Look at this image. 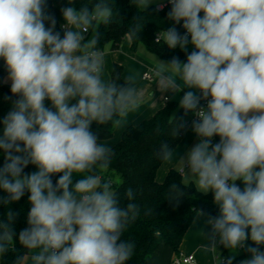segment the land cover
Listing matches in <instances>:
<instances>
[{
  "label": "clouds",
  "instance_id": "obj_1",
  "mask_svg": "<svg viewBox=\"0 0 264 264\" xmlns=\"http://www.w3.org/2000/svg\"><path fill=\"white\" fill-rule=\"evenodd\" d=\"M168 2L167 18L183 21L185 32L171 27L155 42L185 52L191 43L194 50L184 63L176 57L158 61L155 83L161 92L202 93L189 90L180 100L185 113L198 118L191 130L199 138L182 161L201 193L212 192L219 207V215L206 220L209 238L218 234L227 249L245 247L250 258L241 264H264V251L245 245L249 239L264 245V0ZM135 3L146 10L151 0ZM45 6L46 0H0V59L11 93L19 97L3 119L0 189L7 195L0 203L29 193L28 226L18 242L31 253L32 264H126L136 245L122 236L140 209L133 202L121 207L111 181L99 174L110 167L113 150L98 143L91 126L118 125L140 106L143 93L131 77L123 85L103 79L97 29L112 22L109 0H98L91 10L72 3L62 7L63 38ZM138 29L139 24L130 35ZM201 99L206 107H198ZM213 136L220 137L215 145ZM158 155L169 161L175 154L165 143ZM29 163L38 171L22 175ZM73 173L84 178L73 185ZM54 174H62L55 184ZM125 194L134 200L131 188ZM169 195L178 202L184 193L174 183ZM6 215L0 221V255L17 238L14 214ZM24 260L18 257L15 264Z\"/></svg>",
  "mask_w": 264,
  "mask_h": 264
},
{
  "label": "trees",
  "instance_id": "obj_2",
  "mask_svg": "<svg viewBox=\"0 0 264 264\" xmlns=\"http://www.w3.org/2000/svg\"><path fill=\"white\" fill-rule=\"evenodd\" d=\"M96 2L98 0H46L45 11L55 18L54 31L59 32L63 38L65 31L61 26L65 21L61 8L72 3L77 8L89 6L91 10V5ZM109 2L113 5L112 22L108 25H100L97 29L100 34L98 47L102 52L107 44L111 45L112 50H116L125 39H130L132 50H135L138 44H143L149 52L156 54L164 61L170 62L173 57L178 58L182 63L187 61V55L193 50L185 52L178 47L170 49L163 44V41L159 44L155 42L159 32L175 27L174 21L167 18L170 4L162 10L156 6L143 10L136 5L135 0H109ZM49 23L45 21V26L48 27ZM137 24L139 29L136 35H130V30ZM91 37L90 29L85 41ZM122 75L123 67L114 64L110 80H116L119 85H123ZM7 77L5 62L0 59V128H4V117L11 111L14 101L19 99L11 93V84L6 81ZM45 103L51 107L47 100ZM177 108V105L168 101L149 119L126 128L121 140L112 147L113 156L110 167L99 173L102 178L110 181L113 175H118L121 179L120 183L111 181V184L120 206L124 207L133 202L140 209L139 216L129 224L122 236V239L134 241L136 245L134 254L126 264H149V259L161 246L171 249L175 256L179 255L186 234L199 212L212 217L219 215V207L212 198L200 193L193 184H186L180 172L172 169L163 182L156 180L157 172L165 162L158 155L161 145L166 143L174 151L194 118L193 114H186L180 106L178 110ZM176 110L177 112L174 113ZM115 126L112 123L103 125L93 123L91 127L97 134L98 141H108L114 135ZM219 140L220 137L217 136V142ZM5 163V154L0 149V169ZM36 171H38L37 167L29 163L24 167L22 175ZM60 175L62 174H54L51 177L53 184ZM82 176L83 174L76 175L75 182L82 179ZM174 183L179 185L184 193L178 198V202L169 201V186ZM238 183L243 188L242 182L238 181ZM129 188L135 193L133 201H129L125 194ZM6 195L4 190L0 189V198ZM28 197L29 193L26 191L19 201L8 205L0 203V221L7 219L6 214L9 211L13 213L12 228L17 233L14 247L10 248L6 254L0 255V264H15L18 257L31 256V253L18 242V233L28 226L27 214L31 207ZM248 231L250 232V229ZM245 245L259 247L261 251H264V245L257 246L250 239L245 242ZM221 250L223 255H227L233 249H227L222 245ZM236 258H250V254L245 248L241 255L232 260Z\"/></svg>",
  "mask_w": 264,
  "mask_h": 264
},
{
  "label": "crops",
  "instance_id": "obj_3",
  "mask_svg": "<svg viewBox=\"0 0 264 264\" xmlns=\"http://www.w3.org/2000/svg\"><path fill=\"white\" fill-rule=\"evenodd\" d=\"M162 5H158L156 7H159ZM201 17L203 16V13H200ZM175 23V29L178 33L184 34L185 29L182 27L183 21L180 23ZM190 39V37H189ZM132 44L130 39H126L123 45H121L120 48L116 50H111V53L106 55L104 60V67H103V79L105 81L110 80V76L112 73L113 65L118 64L123 67V75L122 78L124 82L131 77L135 85L137 83H141L146 87V91L150 89H154L155 93H158L160 91L159 85L156 82V77L154 75L158 61L167 62L162 59H158L155 56L148 57V55H145V53L142 50H132ZM194 46L189 43L187 50H193ZM104 54V51H103ZM140 59V61L138 60ZM125 61V62H124ZM133 63L134 69L133 72L127 69L126 64L127 62ZM148 65H150V68H147ZM150 71V72H149ZM146 73L152 74L153 78L151 81L145 80L144 75ZM148 83H146V82ZM181 87H183L182 82H179ZM193 91L192 89H183L181 90V95L185 94L186 91ZM147 92H143V99H146ZM200 96V93H199ZM167 97L164 98V103L162 101L153 102L151 100H147L146 105H140L137 109L129 112L126 116L120 118V123L115 128V138L113 141H98V143L106 144L110 146L111 148L114 147L119 140H121V135L123 134L124 130L128 128L129 126H136L142 121L149 119L152 117L157 111L161 110L165 104H166ZM169 101V100H168ZM190 127V126H189ZM195 135V133H194ZM166 162V161H165ZM164 162V163H165ZM164 163L161 166V168L158 170L156 175V180L158 182H163L167 176V174L172 170L171 166L164 167ZM204 214V213H203ZM207 217L209 215L204 214L197 215L193 225L189 229V231L186 234V237L181 245L180 253L182 254V250H186L187 244L190 242V240H197L198 246L193 249V251H187V254L194 255L197 259V262L199 264H210V261L208 259V256L201 254V251H207L211 253V259L212 263L214 264V254H213V245L212 242L210 244L209 240L207 239V235L209 232H211V226L206 223ZM210 244V245H209ZM210 248V249H209ZM29 257V256H28ZM27 257V258H28ZM175 257L174 253L171 251V249L161 246L157 252L149 259V264H171L173 258ZM26 264H32L30 257L28 258V261Z\"/></svg>",
  "mask_w": 264,
  "mask_h": 264
},
{
  "label": "rangeland",
  "instance_id": "obj_4",
  "mask_svg": "<svg viewBox=\"0 0 264 264\" xmlns=\"http://www.w3.org/2000/svg\"><path fill=\"white\" fill-rule=\"evenodd\" d=\"M167 4H169V2H168V0H151V3L148 5V7H151V6H158V5H167ZM147 7V8H148ZM201 13H203V12H201ZM181 35H183V34H181ZM126 40V39H125ZM125 40L121 43V45H123V43L125 42ZM121 45L119 46V48L121 47ZM179 48V47H178ZM194 48V47H193ZM111 45L110 44H107L105 47H104V49H103V51H104V54H103V60H105V57H106V55H108V54H110L111 53ZM142 50L144 53H145V55H148V57H150V55L151 56H155V57H157L158 59H160L156 54H153V53H151V52H149L148 51V49L143 45V44H138V46L136 47V49H135V52L137 51V50ZM180 49V48H179ZM194 50V49H193ZM139 61H140V59H138ZM125 62V61H124ZM134 65L135 64H133V63H130L129 61L127 62V64H126V67H127V69L128 70H130L131 72H133V69L135 68L134 67ZM150 65H148V67L147 68H150L149 67ZM150 72V71H149ZM6 81L8 82V83H10L11 84V81L10 80H8V78L6 79ZM146 82V81H145ZM146 83H148V82H146ZM136 87L139 89V90H141L142 91V93L145 91V92H147V96H146V99H142V102H141V104L140 105H146V103H147V100H151V99H153V100H151V101H153V102H158L159 100L160 101H162L163 103H164V98L165 97H167V99L170 101V102H172L174 105H177L178 106V108H179V106H180V100L182 99V95H181V91H179V92H177V93H172V92H170V91H168V92H161V91H158V93H155V91H154V89H150V90H147L146 91V87L143 85V84H141V83H137L136 84ZM193 90V92L197 95V96H199V93H200V90L199 89H195V88H193L192 89ZM178 108H177V110H178ZM177 110L174 112V113H176L177 112ZM117 126V125H116ZM116 126H115V128H116ZM3 130H4V128H0V137H2V135H3ZM114 132H115V130H114ZM115 134V133H114ZM122 136V135H121ZM114 139H116L115 138V135H113V137L110 139V140H108V141H113ZM120 141V140H119ZM199 142V138L196 136V135H194V132L191 130V125H190V127L188 128V130H187V132H186V134H185V136H184V138L182 139V141L180 142V144L178 145V147L174 150V158L172 159V160H169V161H166L165 163H164V167H167V166H171V168H173L174 170H176V171H178V172H180V173H182V177H183V181L186 183V184H193L195 187H196V189L201 193V191L198 189V187H197V185H196V181H195V178L193 177V176H191L187 171H186V168L184 169V166H183V161H182V159H184V158H186V156H187V153L191 150V148L196 144V143H198ZM76 175H78V174H76V173H73L72 174V184L74 185L76 182H75V177H76ZM83 177V176H82ZM84 178V177H83ZM111 181L113 182V183H120V181H121V179H120V177L118 176V175H113L112 177H111ZM72 187V185H70V188ZM203 195H206V196H209V197H211L212 198V200H213V202H214V197H213V193L212 192H209V193H207V194H204V193H202ZM211 231V230H210ZM209 234H211V232H209ZM207 239L209 240V242H210V244H211V239L209 238V235H207ZM198 243L199 242H197V240H190V242L187 244V246H186V248H184V249H186V250H188V251H193V249L194 248H196V246H198ZM209 244V245H210ZM210 249V248H209ZM186 250H182V254L183 255H189V254H187V251ZM201 254H203V255H206V256H208V259H209V261H210V264H213L212 263V257H211V253L210 252H207V251H201ZM215 254H217L218 256H221V255H223L222 254V250L220 249V248H218V247H215ZM239 255H241V252L240 251H238V250H231L229 253H227V255H224V257L225 258H234V257H237V256H239ZM30 257V256H29ZM28 257V258H29ZM28 258L26 257L25 258V260H24V264H26L27 263V261H28ZM176 258V256L173 258V260ZM173 260H172V262H171V264H173Z\"/></svg>",
  "mask_w": 264,
  "mask_h": 264
},
{
  "label": "built area",
  "instance_id": "obj_5",
  "mask_svg": "<svg viewBox=\"0 0 264 264\" xmlns=\"http://www.w3.org/2000/svg\"><path fill=\"white\" fill-rule=\"evenodd\" d=\"M165 6L166 5H162V6H159L157 8L162 10L163 8H165ZM64 24H65V22L62 24V26ZM62 26H61L62 30L65 31L66 29L64 27H62ZM88 33L89 32L84 33V37L85 38L87 37ZM152 78H153V76L150 73H146L144 75V79L145 80L151 81ZM201 95H202V93L200 92V96ZM209 99H210V97H209ZM166 102H168V99H166ZM206 104H207V100L201 99L200 100V104H199L198 107H206ZM194 119H198V118L194 116V118L192 119V122H193ZM211 142H212V145H215L216 143H218L217 142V136H213L211 138ZM236 183L240 186L238 181ZM211 242H212V245H213L214 264H227L229 258H225L224 255L218 256L217 254H215V247H218V248L222 249V244L220 243L219 235L216 234L214 236H211ZM237 250L240 251L241 253H243V251L245 250V247H238ZM245 259H248V258H245ZM245 259L236 258V259L232 260V258H231L232 264H241V261H243ZM173 264H199V263L197 262V259H196V257L194 255H183V254L180 253L173 260Z\"/></svg>",
  "mask_w": 264,
  "mask_h": 264
}]
</instances>
